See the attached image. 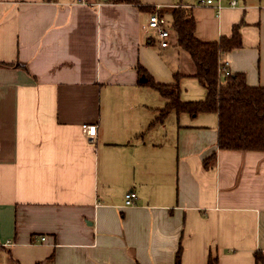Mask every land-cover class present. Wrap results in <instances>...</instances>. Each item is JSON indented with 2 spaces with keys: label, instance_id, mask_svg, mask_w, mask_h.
Returning a JSON list of instances; mask_svg holds the SVG:
<instances>
[{
  "label": "crops",
  "instance_id": "crops-1",
  "mask_svg": "<svg viewBox=\"0 0 264 264\" xmlns=\"http://www.w3.org/2000/svg\"><path fill=\"white\" fill-rule=\"evenodd\" d=\"M89 1L0 0V264H174L179 248L180 264H261L264 151L218 149L215 112L149 127L165 99L136 67L205 98L170 26L186 6L201 41L240 24L218 62L264 87V0Z\"/></svg>",
  "mask_w": 264,
  "mask_h": 264
},
{
  "label": "trees",
  "instance_id": "trees-1",
  "mask_svg": "<svg viewBox=\"0 0 264 264\" xmlns=\"http://www.w3.org/2000/svg\"><path fill=\"white\" fill-rule=\"evenodd\" d=\"M110 1L140 4V0ZM169 11L170 26L176 33L177 43L193 61V76L206 89V95L201 100H182L178 85L181 74L174 73L173 83H161L155 81L145 67L137 65V83L154 89L165 99V105L149 127L162 122L171 110L190 115L215 112L218 116V149L264 151V87L247 85L244 74L239 72H230L222 80L218 77L221 53L242 45L240 24L233 26L229 36L222 35L216 41H201L194 35L195 20L191 7L177 6ZM214 156L215 152L204 160L205 167ZM255 259L257 263L264 264L260 254L256 253ZM174 264H180V248L176 251Z\"/></svg>",
  "mask_w": 264,
  "mask_h": 264
},
{
  "label": "built area",
  "instance_id": "built-area-1",
  "mask_svg": "<svg viewBox=\"0 0 264 264\" xmlns=\"http://www.w3.org/2000/svg\"><path fill=\"white\" fill-rule=\"evenodd\" d=\"M81 3L83 4H90L89 0H81ZM202 4L206 5H212L214 4V7L217 9H220L222 5L220 3H214L213 0H201ZM230 6H235L236 1L232 0L229 2ZM147 25L150 29L154 31V34L157 38L158 45L160 47H167L170 44V37L171 32L169 28L166 25V20L163 16H161L157 11H153L149 14ZM218 77L220 80H222V77L229 74L230 71L227 67V62H218ZM86 133L90 135V127L88 126L85 129ZM93 134V133H92ZM136 198V193L134 191H128L124 195V205H132L134 200ZM43 239V237H41Z\"/></svg>",
  "mask_w": 264,
  "mask_h": 264
},
{
  "label": "water",
  "instance_id": "water-1",
  "mask_svg": "<svg viewBox=\"0 0 264 264\" xmlns=\"http://www.w3.org/2000/svg\"><path fill=\"white\" fill-rule=\"evenodd\" d=\"M93 130H94V126L91 125V126H90V135L93 133Z\"/></svg>",
  "mask_w": 264,
  "mask_h": 264
},
{
  "label": "rangeland",
  "instance_id": "rangeland-1",
  "mask_svg": "<svg viewBox=\"0 0 264 264\" xmlns=\"http://www.w3.org/2000/svg\"><path fill=\"white\" fill-rule=\"evenodd\" d=\"M167 19H169V17H167ZM169 21V20H168ZM173 36L175 37L176 36V33L175 32H173Z\"/></svg>",
  "mask_w": 264,
  "mask_h": 264
}]
</instances>
